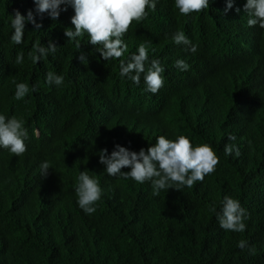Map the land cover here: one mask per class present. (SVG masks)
<instances>
[{
    "label": "trees",
    "instance_id": "trees-1",
    "mask_svg": "<svg viewBox=\"0 0 264 264\" xmlns=\"http://www.w3.org/2000/svg\"><path fill=\"white\" fill-rule=\"evenodd\" d=\"M244 3L234 0L224 14L226 0H214L209 10L185 17L173 0H159L148 19L134 21L125 37L129 52L150 41V55L167 69L165 86L152 95L119 76V61L107 63L94 51L88 64L79 61L63 34L71 8L58 21L45 18L38 32L28 24L25 44L12 46L10 15H26L33 0H0V112L22 117L31 137L21 157L0 151V264H264V29L247 26ZM177 29L198 45L196 53L171 42ZM49 39L61 46L56 56L27 61L32 44ZM81 42L90 53L87 37ZM21 48L26 63L15 65ZM178 58L189 71L173 66ZM48 71L63 74L65 85L49 88ZM13 80L39 90L27 102L16 101ZM165 133L212 144L221 158L216 171L191 189L158 197L147 183L103 173L101 149L110 154L119 143L139 151ZM228 143L239 145V158L224 155ZM44 160L51 169L43 177ZM80 170L106 191L91 217L75 202ZM226 194L249 212L244 233L220 229L210 212ZM241 239L255 255L237 247Z\"/></svg>",
    "mask_w": 264,
    "mask_h": 264
},
{
    "label": "clouds",
    "instance_id": "clouds-1",
    "mask_svg": "<svg viewBox=\"0 0 264 264\" xmlns=\"http://www.w3.org/2000/svg\"><path fill=\"white\" fill-rule=\"evenodd\" d=\"M159 0H33L34 7L27 10L26 15L16 10L8 21L11 33L9 43L12 46L25 44L27 25L32 24L34 31L43 27L42 21L50 18L58 21L62 12L72 9L70 27L63 29L67 42L74 44L75 53L82 64H88L89 55L94 51L99 53L103 61H119V76L130 81L136 87L143 84L142 92L157 94L166 83V67L160 59L150 55L155 49L150 41L140 42L135 51L129 52V45L125 40L133 22H142L148 19L151 12L157 11ZM214 0H173L174 9L180 16L191 17L193 13L209 10ZM234 7V0H226L223 10L227 14ZM240 8H236L237 13ZM243 10L246 13V23L249 28L264 29V0H245ZM39 17L40 22L37 21ZM87 37V44L92 45V51L86 53L82 49V39ZM171 42L181 46L185 52L196 53L198 45L185 31L177 29L172 33ZM61 46L52 39L47 44L36 40L27 52V61L32 65L43 62L49 57H55ZM127 54V55H126ZM15 65L26 63L25 51L21 48L15 55ZM173 66L180 72H187L191 65L186 59L178 58ZM15 85L13 98L16 101L27 102L39 89L28 82L12 81ZM45 83L49 88L59 89L65 85V76L55 71H48ZM39 130L34 129L33 135L38 137ZM29 129L26 121L15 114L8 115L0 112V151H6L14 157H21L28 151L30 142ZM227 139L235 142L237 137L228 134ZM154 143L139 151L119 143L109 154L107 148L101 149L96 155L99 163L104 166L108 177L123 179L137 184H149L153 196H159L162 191L169 189L181 190L193 188L198 182L202 183L206 176L214 173L220 163V156L210 143L196 144L192 138L184 134H159ZM226 157L239 158L240 147L236 143L225 144ZM44 177L51 169V162L44 160L39 165ZM123 169H129L124 171ZM76 205L87 216H93L106 191L101 180L90 175L88 170L79 172L74 186ZM210 212L220 229L225 232L244 233L247 230L246 221L250 218L248 210L242 206L239 199L224 195L219 204L213 203ZM237 247L243 251L247 249L249 255H255L256 249L249 241L241 239Z\"/></svg>",
    "mask_w": 264,
    "mask_h": 264
}]
</instances>
